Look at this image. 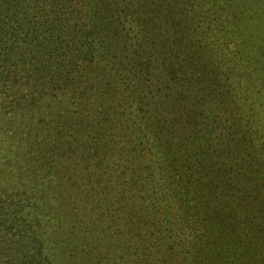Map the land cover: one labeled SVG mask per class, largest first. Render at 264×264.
<instances>
[{"label": "rangeland", "instance_id": "1", "mask_svg": "<svg viewBox=\"0 0 264 264\" xmlns=\"http://www.w3.org/2000/svg\"><path fill=\"white\" fill-rule=\"evenodd\" d=\"M101 5L76 89L50 78L40 91L46 64L15 65L26 37L7 38L12 57L0 47L2 202L34 191L51 264H264V0ZM81 6L92 21V0ZM128 21L142 38L122 44ZM121 46L144 98L116 65Z\"/></svg>", "mask_w": 264, "mask_h": 264}, {"label": "trees", "instance_id": "2", "mask_svg": "<svg viewBox=\"0 0 264 264\" xmlns=\"http://www.w3.org/2000/svg\"><path fill=\"white\" fill-rule=\"evenodd\" d=\"M81 1L0 0V47L4 48L2 55H7L5 57L14 55V48L3 45L8 42L7 38L19 35L26 37L23 38L24 43L29 45L30 52L26 58H23L26 53L17 56L19 61L15 65L19 66L18 64L21 65L28 59L36 64L41 61L46 64L45 67L50 77L47 81L43 78L39 82L40 91L48 86L50 78L52 80L50 86L54 89H76V85L80 84L77 73L80 71L81 62L96 56L98 43L103 34L98 22L102 7L101 0H92L93 15L90 22L86 20ZM128 22L124 23L115 33V39L117 36L119 43L127 44L130 39L140 40L142 38L140 24L135 21ZM37 27L42 31L39 41L35 39L40 34L36 32ZM29 37L33 41L27 39ZM103 42L104 40L101 41ZM121 48L122 46L115 49L116 65L119 66L120 73L125 77L128 76L127 83L135 87L136 91H139V96L144 98L138 86L142 85L141 75L135 79L138 75L132 71L134 68L132 58L136 60V57L122 54ZM194 56L201 60V54L197 53ZM132 82L135 85H132ZM215 94L211 98L216 96V99H219L222 89L219 94ZM147 105L152 112L150 108L152 103L149 102ZM149 110L147 113H150ZM217 110L227 117L236 113L237 104L227 91H224L223 100L218 104ZM228 120L232 121L228 124L233 129V136L238 140L239 138L245 139L239 123L233 119ZM4 190L0 189V264H51V256L46 253L45 240L40 231L41 214L44 212L42 203L37 201L34 191H24L21 195L10 192V195L6 194L7 200L2 202L1 197ZM28 207L36 212L31 217H28L30 214L27 211ZM76 247L77 245L75 250ZM77 255L80 256V252ZM70 258L71 261L66 260L64 264H73L72 256ZM84 260L88 259L84 258Z\"/></svg>", "mask_w": 264, "mask_h": 264}]
</instances>
